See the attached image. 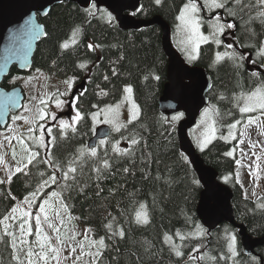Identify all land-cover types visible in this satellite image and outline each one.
Masks as SVG:
<instances>
[{"label": "trees", "instance_id": "trees-1", "mask_svg": "<svg viewBox=\"0 0 264 264\" xmlns=\"http://www.w3.org/2000/svg\"><path fill=\"white\" fill-rule=\"evenodd\" d=\"M142 2L143 10L136 18L152 20L160 16L173 27L175 36L177 18L189 0ZM192 2L201 9V1ZM261 12L264 8L255 0H239V3L231 0L217 14L204 9L202 15L211 20L202 16L203 28L215 35L214 39L201 47L198 59L191 63L185 59L188 52L182 53L187 64L202 68L213 80L207 110L215 115L217 128L224 130L242 124L247 114L240 111V97L264 87ZM214 21L224 25L222 33L212 29ZM40 22L45 25L47 38L38 46L33 71L55 79L50 84L71 79L77 85L86 82L85 90L76 100L81 120L75 129L66 130L65 136L63 131L51 135L53 148L49 154L37 148L27 172L13 174L8 184L0 176V221H3L0 264H27L28 258L18 244L19 263L13 248V240L25 223L15 222L13 227L6 224V228L14 229L11 238L4 228L5 217L17 201H26L36 211L53 192L58 194L64 210L90 231L83 243L90 259L85 264H264V247L256 251V256H248L240 240L236 245L237 255L232 256L230 234L234 232L238 237L237 229L224 225L219 231L209 233L201 225L197 208L203 188L188 157L181 151L178 137V126L184 116L169 121L159 112L169 67L161 29L122 31L115 17L95 5L84 10L64 4ZM226 47L233 50V57L218 60L217 56H223ZM25 76L15 67L2 86L11 90L17 87L12 80ZM128 86H132L140 106V118L118 133L113 130L106 149L100 144L95 156L87 154V143L98 129L92 122V114L119 103ZM116 141L123 143L125 149L114 150L112 143ZM237 142L238 139L219 140L200 154L206 166L218 171L221 179H228V186L235 193L233 208L237 224L245 226L254 238H264V199L262 203L243 200L235 178L237 158L231 152ZM70 166L75 172H69ZM64 173H68L67 179ZM52 176L55 182L50 179ZM43 189L39 201L36 194ZM137 213H142L139 219ZM101 239L103 247L92 243ZM27 240L23 243L32 244L29 235Z\"/></svg>", "mask_w": 264, "mask_h": 264}, {"label": "rangeland", "instance_id": "rangeland-1", "mask_svg": "<svg viewBox=\"0 0 264 264\" xmlns=\"http://www.w3.org/2000/svg\"><path fill=\"white\" fill-rule=\"evenodd\" d=\"M199 1H201V5L203 4L202 6H204L206 11L217 14L231 0H217V2L223 4V7L219 8L213 7L210 0ZM255 1L257 5L264 8V5L260 4L258 0ZM197 8V12L186 14V19H189L188 23L182 21L180 16H178L177 24L174 26V46L181 55L188 52L187 56L189 57H185V59L189 63L198 59L201 47L208 44L215 36L211 32L204 30L205 21L198 6ZM191 21H195V26ZM218 26V23L212 22V29L216 28L217 30ZM201 37H206V39H201ZM216 41L218 43V36ZM261 48L264 50V42ZM223 54L219 60H224L225 56L233 57V50L226 47L223 50ZM53 80L55 79L51 76L38 71H33L30 75L12 80V84L21 86L25 90L27 100L24 110L13 119L7 130L0 133V176L2 178H8L9 180L10 177L11 181L12 174L27 172L31 164L28 163V158L32 153L37 152V148H42L46 155L49 154L50 150L46 151L47 146H41V138H43L45 145L52 142L49 137L52 135V131L47 129L48 127H56L61 131H66L75 129L80 123L81 116L78 112L76 101L72 110L69 111L68 109L70 98L77 87L76 81L71 79L65 83L50 84ZM128 87L132 88V86ZM248 95L240 97L242 108L248 102ZM55 96H58V99L52 101ZM128 96L129 94L125 92L119 103L99 109L93 113L91 118L95 127L110 126L115 133H118L122 128L139 119L141 111L133 88L131 99H126ZM133 103L136 106L135 109L133 108ZM68 113L70 115L69 118L65 116ZM134 114L135 118H133ZM245 114H247V118L242 124L237 123L234 128L231 126L223 130L215 126V115L207 110L201 116L197 126L191 131L190 135L199 152L205 151L216 141L233 142L238 139L237 147L231 154L235 152L234 155L237 158L235 178L241 187V198L250 202L262 203L264 199V110L256 108ZM249 120L253 121V123H249ZM61 121H64L65 124H61ZM45 129H47V132L44 133ZM108 145V140L101 142L103 149H106ZM112 146L117 151L125 149V145L120 141L112 143ZM87 154L92 155L91 150L87 151ZM17 169H20V171ZM225 180L227 181L228 179L225 178ZM53 185L54 183L51 184V186ZM44 189L39 190L36 194L39 201L43 197ZM48 196L36 211H33L26 201H17V205L14 208H17L18 211L13 213L11 210L8 216L9 219L4 221V228L6 232L12 233L10 235L12 238L13 233H15L14 229L6 228V224L8 227H13L15 222L25 223V220H27V223L24 224L25 227L27 225L25 232L22 234L19 230L15 237V246L13 248L16 259L19 261L18 244H20L22 245L21 252L23 255L29 251L28 248L30 247L32 249L30 250L34 253L32 256L34 261L38 260L40 263L45 264L43 260L39 259V253L42 251L41 244H43V251L49 256L48 264H85L89 262V255L86 256L83 243L90 231L81 226L75 216L64 210L63 203L58 195L49 194ZM44 201H48V204H45ZM42 207L45 209L43 213L40 211ZM25 211L31 213V216L23 217L21 213ZM45 215L48 217L47 220H45ZM36 216L40 217L41 222L39 225L36 223ZM29 225L32 229L31 234L27 232ZM28 235L33 245L26 243L29 242L27 240ZM43 236L47 237L46 241L42 239ZM25 240H27L25 243L21 242ZM238 240L234 232L230 234V251L233 257L237 255L236 245L239 244ZM49 245L57 249L58 259L52 258L53 253L50 251Z\"/></svg>", "mask_w": 264, "mask_h": 264}, {"label": "water", "instance_id": "water-1", "mask_svg": "<svg viewBox=\"0 0 264 264\" xmlns=\"http://www.w3.org/2000/svg\"><path fill=\"white\" fill-rule=\"evenodd\" d=\"M64 4H74L84 10L93 5L105 9L125 32H141L152 27L161 29L169 67L168 83L159 101V112L169 121L179 115L184 116L178 126V137L181 151L188 157L203 188L197 208L201 225L209 233L230 225L238 230L245 253L256 255V251L264 247V238H254L245 226L237 224L233 208L234 191L220 182L218 171L206 166L190 138V132L210 106L213 80L202 68L185 62L174 46L173 27L162 17L152 20L136 18L135 15L143 10L142 0H0V131L6 130L12 117L23 111L27 99L20 86L11 90L3 88L4 80L15 67L21 73L33 71L38 46L47 38L45 25L40 20H45L56 7ZM85 88L86 82L78 85L71 101ZM112 135L110 127H100L88 147L95 149L100 141L109 140Z\"/></svg>", "mask_w": 264, "mask_h": 264}, {"label": "snow or ice", "instance_id": "snow-or-ice-1", "mask_svg": "<svg viewBox=\"0 0 264 264\" xmlns=\"http://www.w3.org/2000/svg\"><path fill=\"white\" fill-rule=\"evenodd\" d=\"M160 2H161V0H156V3L157 4H159ZM210 2H211V5L213 7H217V8L223 7V4L217 2V0H210ZM258 2L260 4H262V5H264V0H258ZM237 3H239V0H237ZM197 11H198V8H197L196 4L193 3L192 0H189V3L185 5L184 10L182 11V13L180 15V19L182 21H185L186 23H188L189 22V19H186V14L187 13H195ZM259 15L264 16V12L259 13ZM191 22L195 26V21H191ZM227 27H234V25H227ZM223 28H224V25H219L217 30L222 33L223 32ZM201 39H206V37H201ZM64 47H68V45L65 44ZM89 47H92V46L90 45ZM260 54L264 55V50H262ZM225 55H228V54H225ZM217 59L219 60V59H221V57L218 55L217 56ZM81 67H83V65H81ZM68 83H70V82H68ZM125 92H127L129 94V96L126 97V99H131L132 88L131 87L125 88ZM247 101L248 102L245 103V106L240 109L241 112H245V113L246 112H251V111L255 110L256 108H259L261 110H264V87L257 88L255 91L251 92L248 95V97H247ZM58 103H59V101H58ZM133 108L134 109L136 108V106H135L134 103H133ZM78 118H79V116H78ZM133 118H135V114L133 115ZM249 123H253V121L249 120ZM61 124H65V122L64 121H61ZM65 126H67V125H65ZM232 127L234 128L235 125H232ZM117 130H118V128H117ZM230 135H231V133H230ZM102 143H103V141H102ZM133 143H136V141L133 140ZM41 146L42 147H46L47 146V145L44 144L43 138H41ZM91 154L93 156L96 155V150L94 148L91 150ZM36 155H37V153H35V152L31 154V156L28 158V163L29 164L36 157ZM17 170L20 171V169H17ZM69 172H75V168L70 166L69 167ZM64 177L67 179L68 178V173H64ZM50 179L53 182H55V179L56 178H55V176H52V177H50ZM45 183H47V181H45ZM34 195L35 194H33V196ZM52 195L53 196H57L58 194L56 192H53ZM44 203L45 204H48V201H44ZM141 208L143 210V206H141ZM17 211H18L17 208H13L12 209V212L13 213H16ZM40 211L43 213V212H45V209L42 207V208H40ZM141 214L142 213H137L138 219L141 216ZM21 215L23 217L27 218V217L31 216V213L25 211V212L21 213ZM143 216H144V220L146 222V219H147L146 212H143ZM7 219H9V217H5V221ZM35 219H36L37 225H39L40 222H41L40 221V217L39 216H36ZM47 219H48V217H47V215H45V220H47ZM0 223H3V221H0ZM25 223H27V220H25ZM108 227L110 228L111 225H109ZM20 230H21V233L22 234L25 232V228H24V225L23 224H21ZM31 231H32V229H31V226L29 225V227L27 229L28 234H31ZM57 231H58V229H57ZM8 234L9 235H12V233H8ZM120 234L123 235L122 232ZM42 239L46 241L47 240V237L46 236H43ZM167 239L170 240L171 238L169 237ZM181 239H183V237H181ZM21 242L23 243V241H21ZM92 243H94V244L95 243H98L101 247L104 246V241L102 239L100 241H98V242L93 241ZM13 246H15V240L13 241ZM41 248H42V251L39 253V259L43 260L45 262V264H48L49 256L43 251V248H44V245L43 244H41ZM49 249L53 253V257L52 258L58 259L57 249L56 248H52L50 245H49ZM97 254H99V253H97ZM176 254L178 256L181 255V253L179 251H177ZM33 255H34V253L31 250H29L27 252L28 264H39V261L38 260L37 261H34V260L31 259V257Z\"/></svg>", "mask_w": 264, "mask_h": 264}, {"label": "flooded vegetation", "instance_id": "flooded-vegetation-1", "mask_svg": "<svg viewBox=\"0 0 264 264\" xmlns=\"http://www.w3.org/2000/svg\"><path fill=\"white\" fill-rule=\"evenodd\" d=\"M201 7V6H200ZM205 9V8H204ZM204 9H203V6L201 7V9H200V11L202 10V11H204ZM202 11H201V14H202ZM204 13V12H203ZM206 20H211V18L210 17H208V16H206L205 14H203L202 15ZM237 39V38H236ZM235 39V40H236ZM230 41H233L232 39H230ZM212 41L210 40V42L209 43H211ZM228 43H229V41H228ZM80 93H78V95H79ZM78 99V98H77ZM76 98H75V100L74 101H71V98H70V101H69V105H68V109H70L71 108V110H72V107H73V105H74V103H75V101L77 100ZM66 117H68L69 118V113L68 114H66L65 115ZM47 129H49L50 131H52V134H55V132H58V131H61V130H59L58 128H56V127H48ZM47 129H45L44 130V133L45 132H47ZM65 134H66V131H63V133H62V136L64 135L65 136ZM50 137V140L53 142V136H52V138H51V136H49ZM52 142H49L48 144H47V149H46V151L48 152L50 149H52L53 148V145H52Z\"/></svg>", "mask_w": 264, "mask_h": 264}]
</instances>
